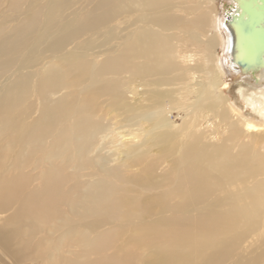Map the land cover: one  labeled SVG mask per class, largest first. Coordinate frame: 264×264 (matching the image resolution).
I'll list each match as a JSON object with an SVG mask.
<instances>
[{"label":"bare ground","instance_id":"1","mask_svg":"<svg viewBox=\"0 0 264 264\" xmlns=\"http://www.w3.org/2000/svg\"><path fill=\"white\" fill-rule=\"evenodd\" d=\"M230 1L0 0L4 255L225 264L254 235L264 263V65L230 63Z\"/></svg>","mask_w":264,"mask_h":264},{"label":"water","instance_id":"2","mask_svg":"<svg viewBox=\"0 0 264 264\" xmlns=\"http://www.w3.org/2000/svg\"><path fill=\"white\" fill-rule=\"evenodd\" d=\"M226 16L233 41L230 63L239 75L252 76L264 65V0H231Z\"/></svg>","mask_w":264,"mask_h":264},{"label":"rangeland","instance_id":"3","mask_svg":"<svg viewBox=\"0 0 264 264\" xmlns=\"http://www.w3.org/2000/svg\"><path fill=\"white\" fill-rule=\"evenodd\" d=\"M3 3V2H2ZM1 4V3H0ZM1 8H3V4H1ZM228 90V91H227ZM226 94L228 96H230V98L234 101H237V92H238V85H230L229 87H227V89L225 90ZM172 116V119L175 120V122H177V124L179 122H181V118L177 117V116ZM41 236L42 238L45 237L46 235H40V234H36V235H32V239L31 241H33L34 243L38 242V237ZM23 237H21L20 235L17 236V242H14V245H11L13 248H18L20 253L23 255L17 256L15 261H11L6 255H4L1 251H0V264H3V262L5 261V264H47L50 260L48 257L47 253H50L49 248L45 249V245L46 243L42 246V249H38V244L32 245V246H28L27 244H25L24 246L21 243V240ZM258 241V237H255L254 235L251 236L248 240H246L245 242H243L241 245H239L238 247V254H243L244 257L242 258H238L236 260V258H234L231 262H230V258L227 259V262H225V264H238L239 261L244 260L243 258H247L249 254L253 255V252L259 251L262 246H263V242H257ZM117 246H119V243L114 244L112 247L117 248ZM236 253V251H235ZM141 254L143 257H149L152 258L151 256V250H147V249H143L141 250ZM64 256H62L63 258H65V256H67L66 254H63ZM57 258V257H56ZM51 259V258H50ZM264 260V255H263V259ZM61 261V258L59 259L58 263H57V259L55 260V264H59ZM264 264V263H263Z\"/></svg>","mask_w":264,"mask_h":264}]
</instances>
